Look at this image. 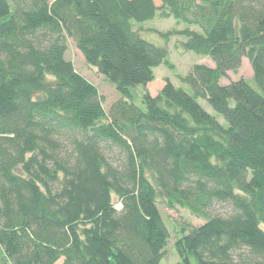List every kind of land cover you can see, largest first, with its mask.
I'll list each match as a JSON object with an SVG mask.
<instances>
[{
	"label": "trees",
	"instance_id": "16d2710c",
	"mask_svg": "<svg viewBox=\"0 0 264 264\" xmlns=\"http://www.w3.org/2000/svg\"><path fill=\"white\" fill-rule=\"evenodd\" d=\"M159 1L0 0L7 263L160 264L163 206L205 220L176 226L175 264H264V0ZM157 13L185 26L161 33L166 45L182 37L213 63L177 76L190 93L169 80L156 96L145 89L173 68L167 46L133 27ZM68 39L119 96L107 112L65 59ZM243 59L253 86L224 84ZM215 205L229 212L210 215Z\"/></svg>",
	"mask_w": 264,
	"mask_h": 264
},
{
	"label": "rangeland",
	"instance_id": "374dc122",
	"mask_svg": "<svg viewBox=\"0 0 264 264\" xmlns=\"http://www.w3.org/2000/svg\"><path fill=\"white\" fill-rule=\"evenodd\" d=\"M52 3L54 0H48ZM155 6L159 7L161 5L159 0H153ZM134 30H138L140 36L143 40L158 46L164 47L166 43L161 37V33H166L172 30H183L185 28L182 24H176L172 18L161 19L157 13L154 19L147 21L142 24H133ZM185 39L182 37L172 38L167 43V49L169 53V62L173 65L172 69L165 67H159L154 70V80L148 84L145 89L152 95L156 96L157 93L161 90L164 85V81L169 80L175 87L182 88L186 92L190 93L189 88L182 85L178 80L177 76H185L189 73L191 68L195 65H206L213 66V63L208 59L201 56H198L192 52H184L181 43ZM65 59L70 61L75 71L85 78L89 83H91L98 91L99 96L102 100V106L105 112L108 111L110 106L119 98L116 94L114 88L109 85L104 78L98 74L95 68L88 66L80 51L76 48L75 43L72 39L67 40V50L65 54ZM228 80H223L224 84L229 81H236L242 79L248 81V83L253 86L251 81L252 71L246 59L242 60L241 66L236 73H229ZM251 81V82H250ZM132 94H140L144 91V88L141 86L131 89ZM139 105V102H136ZM201 107L211 115L217 117L218 121L221 124H224V120L217 116L208 104L204 101H199ZM142 106V105H141ZM115 208L118 210L120 207L118 204L115 205ZM159 212L169 230L170 239L169 243L165 249L164 259L160 264H175L178 262V257L174 251V229L178 224H187L190 227H199L205 223L204 219L196 218L189 211L185 209L175 208L173 210L167 209L163 206H159ZM229 212L227 205H215L214 208L210 211V215H225ZM0 264H9L7 263L2 254H0Z\"/></svg>",
	"mask_w": 264,
	"mask_h": 264
}]
</instances>
